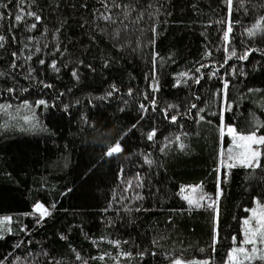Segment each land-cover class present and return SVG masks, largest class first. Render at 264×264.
Returning <instances> with one entry per match:
<instances>
[{
  "label": "trees",
  "instance_id": "1",
  "mask_svg": "<svg viewBox=\"0 0 264 264\" xmlns=\"http://www.w3.org/2000/svg\"><path fill=\"white\" fill-rule=\"evenodd\" d=\"M0 13V217H15L0 264L225 260L264 202V144L259 167L219 172L223 118L264 133V0H0ZM24 101L38 120L8 122ZM182 184L214 195L191 206Z\"/></svg>",
  "mask_w": 264,
  "mask_h": 264
},
{
  "label": "rangeland",
  "instance_id": "2",
  "mask_svg": "<svg viewBox=\"0 0 264 264\" xmlns=\"http://www.w3.org/2000/svg\"><path fill=\"white\" fill-rule=\"evenodd\" d=\"M32 103L24 101L22 104L16 105L13 110L8 112V122L11 121L14 124L23 125L33 124L37 118V111ZM228 128H232L234 131L232 133L228 132ZM222 134L227 135L229 138L228 144H221L220 147V161H219V172H221L224 167H231L234 165H244L245 160L251 161V152L257 151L259 153V163L262 155V145L263 144H249L247 141H241L239 137L241 136H249L255 134L257 137L264 136V133L261 132H250L243 133L236 129L235 126L226 124L224 118L221 123ZM247 145V147H245ZM231 165V166H230ZM195 190V191H193ZM220 192V190H219ZM180 193L185 198L186 196H190L193 201H198L197 203L190 204L191 206H200L205 201L211 200L210 197L214 195L213 192H208L204 189L202 184H182L180 186ZM188 202V200H187ZM189 203V202H188ZM264 209V202L260 199L256 198L252 207L248 208L249 213L242 218V237L234 236L233 241L234 245L229 250L228 255L223 261H215L212 257H207L203 259H186L177 257L171 261L170 264H233L236 262H241L244 260H248L242 253L234 254L233 249H239L243 247L249 255L252 254V249L255 247L257 252L255 254V258H260L261 255H264V242H262L260 236L256 237V243L253 244H245L244 240L246 239L245 232L249 228L252 231L257 230L260 225L258 223V216H254L253 213H260V211ZM249 221L248 225H245V221ZM15 217L14 215H5L0 217V237L11 233L14 228ZM218 236V229H216V238Z\"/></svg>",
  "mask_w": 264,
  "mask_h": 264
},
{
  "label": "snow or ice",
  "instance_id": "3",
  "mask_svg": "<svg viewBox=\"0 0 264 264\" xmlns=\"http://www.w3.org/2000/svg\"><path fill=\"white\" fill-rule=\"evenodd\" d=\"M4 16V13H0V18H3ZM105 20H111V17H108V16H105L103 17ZM14 20L16 21H19L21 19V16L20 15H15L13 17ZM32 27L34 28L35 27V24L32 25ZM255 28H259V25H256ZM250 34L254 35L255 34V31L254 30H250ZM0 39H3L2 37H0ZM240 59H247V55L245 56H242L240 57ZM40 63H43V61H40ZM52 67L58 71V69H56V65L55 63L52 64ZM76 73H73V76H75ZM198 82V81H197ZM225 88H227V84H225ZM108 95H112V93L110 92ZM41 104H44V101H40ZM143 107V106H141ZM172 120L175 121L176 120V117H172ZM234 130L232 128H228V132L229 133H232ZM155 136V132H152V133H149L148 134V139L149 140H152ZM239 139L241 141H247L249 142V144H264V136L262 137H257L255 134L253 135H249V136H241L239 137ZM181 147H183V145L181 144L180 145ZM245 147H247V145H245ZM109 155L112 154V151H110L108 153ZM251 161L252 162H249V160H245L244 161V165L247 166V167H259L260 164H259V153L257 151H252L251 152ZM149 164L152 163V161H147ZM231 166V165H230ZM195 191V190H193ZM186 200H188L189 204H192V203H197L199 204L198 201H193V199L190 197V196H186L185 197ZM36 210L37 212H39L41 215H40V219H43V217L45 215H50V213L47 211V209H45L43 207V205H37L36 206ZM254 216H258V223L260 225V227L255 230V231H252L250 228L248 230H246L245 232V236H246V239L244 240V243L245 244H253L255 245L256 243V237L259 235L262 242H264V209H262L260 211V213H253ZM249 224V221H245V225H248ZM214 239H215V236H214ZM233 253L234 254H238V253H242L246 259L248 260H251V259H254L255 258V254L257 252V249L255 247H253L252 249V254L249 255L248 252L243 248H239V249H236L234 248L233 250ZM260 259L264 260V255H261L260 256Z\"/></svg>",
  "mask_w": 264,
  "mask_h": 264
}]
</instances>
